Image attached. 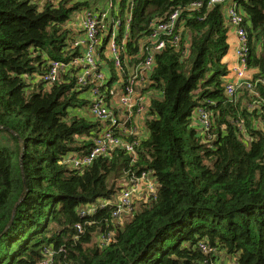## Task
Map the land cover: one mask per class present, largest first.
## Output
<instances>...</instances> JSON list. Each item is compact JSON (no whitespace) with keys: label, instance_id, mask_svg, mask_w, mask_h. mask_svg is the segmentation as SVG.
Here are the masks:
<instances>
[{"label":"trees","instance_id":"trees-1","mask_svg":"<svg viewBox=\"0 0 264 264\" xmlns=\"http://www.w3.org/2000/svg\"><path fill=\"white\" fill-rule=\"evenodd\" d=\"M104 2L0 0V264H218L219 256L264 264V0H239L257 95L242 85L231 97L223 88L226 0H111L113 17L132 13L120 82L152 59L140 87L149 97L146 134H120L138 141L133 163L117 147L72 169L65 157L89 152L104 124L84 111L90 96L73 70L50 85L40 76L48 61L65 64L79 53L70 48L72 13ZM176 9L174 31L153 49L152 29ZM118 32L120 41L123 27ZM107 38L100 35L99 59L109 100L112 87L124 86H114L119 72L105 55ZM198 109L212 122L209 138ZM142 173L155 188L133 197L121 225L114 205L88 212Z\"/></svg>","mask_w":264,"mask_h":264},{"label":"built area","instance_id":"built-area-1","mask_svg":"<svg viewBox=\"0 0 264 264\" xmlns=\"http://www.w3.org/2000/svg\"><path fill=\"white\" fill-rule=\"evenodd\" d=\"M35 4L44 5L47 2L55 0H33ZM215 2L211 0V3ZM111 0H105L103 6L96 9H84L79 11L77 28H72L74 40L70 45L71 49L76 48L79 53L75 54L67 63L59 61H48L46 71L40 76V79L45 84H52L66 71L73 70V76L76 87L87 89L90 96V106L88 114L95 119L100 120L104 125L100 129L97 136L94 138L93 147L85 154L71 153L64 159L65 163L72 169L83 168L90 165L96 157L104 156L114 148H122L131 159V163L135 162V145L137 140L132 143L124 142L120 139V134L130 136L131 134L143 137L145 127L143 115L147 112L149 97L142 94L140 87L146 83L148 73L151 70L152 59L148 57L144 62H140L130 67L127 79L123 84L120 82L126 74V70L122 65L121 52L129 40L130 21L132 17L131 10L127 13L124 21L118 16H112L110 9L112 6ZM239 0H226L223 11L227 17L228 27L236 34L237 42L235 45V66L228 67V73L223 76V88L226 95L234 96L236 90L246 85L253 95H257L255 87L250 83L252 77L257 73L256 67L248 65V58L251 47L249 46V38L246 29L242 23V12L240 10ZM132 6V5H131ZM165 21L158 23L152 29L150 38L152 39V47L155 50H162L168 41L167 37L174 31L175 23L180 15L179 10H173ZM73 13L72 24L76 19L77 14ZM71 24V25H72ZM123 27V36L120 41H117L119 28ZM107 36V43L104 46L105 55L112 60L114 67L117 69L118 80L114 82L115 87L122 83L123 88L110 90V98L102 92L101 86L106 83V75L104 66L99 59V51H102L100 35ZM170 43L176 45L178 36H174ZM264 82V80H263ZM108 89V88H106ZM115 109L118 110L115 115ZM197 120L202 126L204 138H209V130L211 121L208 114L203 109L196 111ZM260 129L264 130V121L259 124ZM117 132V135L116 133ZM155 183L149 174L142 173L137 177H130L124 188L115 195L112 199H99L95 205L88 209L92 213L98 206L114 205L115 210L112 212V220L114 225L117 224L125 216L129 215L132 209L133 194L142 189L145 194L153 192ZM148 195V194H147ZM124 216V217H123ZM199 247L206 251L204 245ZM42 264H47L43 261ZM227 264H237L229 262Z\"/></svg>","mask_w":264,"mask_h":264},{"label":"crops","instance_id":"crops-1","mask_svg":"<svg viewBox=\"0 0 264 264\" xmlns=\"http://www.w3.org/2000/svg\"><path fill=\"white\" fill-rule=\"evenodd\" d=\"M80 12H77V16L76 19L74 20V24H72V26L76 28V30H78L77 28V20L79 17ZM227 45H228V52L226 53V55L223 57V61L226 63V65H228V67H234L235 66V45L237 42V38H236V34L233 30H229L227 33ZM87 114H88V109L84 110ZM89 115V114H88ZM90 116V115H89ZM144 134H146V131H144ZM219 262L218 264H225L228 261L227 257H223V256H219Z\"/></svg>","mask_w":264,"mask_h":264},{"label":"rangeland","instance_id":"rangeland-1","mask_svg":"<svg viewBox=\"0 0 264 264\" xmlns=\"http://www.w3.org/2000/svg\"><path fill=\"white\" fill-rule=\"evenodd\" d=\"M72 1H73V0H72ZM75 13H76V12H75ZM75 13H74V14H75ZM72 17H73V13H72ZM72 17H71V19L69 20V22H68V24H67V28L70 29L71 33H72V28H71V27H72V25H71V24H72ZM227 23H228V22H227ZM223 62H224V61H223ZM195 119H196V117H195ZM195 121H196V120H195ZM197 121H198V120H197ZM135 196L142 197V196H146V195H145V192H144L142 189H140L137 193L133 194V197H135ZM133 197H132L131 199H133ZM123 217H124V216H123ZM124 218H126V216H125ZM124 218H122L120 221H118L117 224H120V225H121V224L123 223V219H124Z\"/></svg>","mask_w":264,"mask_h":264},{"label":"water","instance_id":"water-1","mask_svg":"<svg viewBox=\"0 0 264 264\" xmlns=\"http://www.w3.org/2000/svg\"><path fill=\"white\" fill-rule=\"evenodd\" d=\"M215 2H219L220 0H214Z\"/></svg>","mask_w":264,"mask_h":264}]
</instances>
